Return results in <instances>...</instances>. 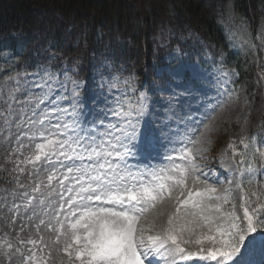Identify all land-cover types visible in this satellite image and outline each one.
Returning <instances> with one entry per match:
<instances>
[{
    "label": "snow or ice",
    "instance_id": "obj_1",
    "mask_svg": "<svg viewBox=\"0 0 264 264\" xmlns=\"http://www.w3.org/2000/svg\"><path fill=\"white\" fill-rule=\"evenodd\" d=\"M153 73V83L134 101L113 97L118 76L101 75L87 95L84 83L67 72L61 80L38 71L33 87L39 91L22 87L19 73L9 77L15 84L0 96V127L10 128L14 117L18 128L27 127L28 142L17 137V151L30 148L22 163L42 169L48 181L43 199L25 192L24 203L8 209L18 215L21 207L31 208L28 220L39 221V240H18L32 248L12 253L7 244L9 261L15 254L19 264H264V140L242 138L240 152L229 144L235 167L221 191L216 184L224 181L210 182L195 162L193 146L200 140L190 134V110L202 103L200 65L172 57ZM157 95L168 99L153 101ZM161 150L179 155H167V167L153 168ZM14 171L24 169L17 164ZM32 191L41 193L40 185ZM53 195L59 198L55 206ZM45 218L55 233L50 243L40 235ZM192 244L198 249L186 247Z\"/></svg>",
    "mask_w": 264,
    "mask_h": 264
},
{
    "label": "trees",
    "instance_id": "obj_2",
    "mask_svg": "<svg viewBox=\"0 0 264 264\" xmlns=\"http://www.w3.org/2000/svg\"><path fill=\"white\" fill-rule=\"evenodd\" d=\"M178 1L0 0V75L55 67L71 59L78 60L79 75H88L100 69L96 60L101 57L144 82L152 78V61L167 50L157 47L153 38L167 25L189 38L185 48L205 47L212 62L233 68L239 82L263 69L264 64L254 62L263 54L259 36H264V0ZM226 12L241 21L244 41L239 46L240 36L230 33L224 22ZM191 37H199L201 45L194 41L189 46ZM258 40L260 47H255ZM51 54L56 57L49 58Z\"/></svg>",
    "mask_w": 264,
    "mask_h": 264
},
{
    "label": "rangeland",
    "instance_id": "obj_3",
    "mask_svg": "<svg viewBox=\"0 0 264 264\" xmlns=\"http://www.w3.org/2000/svg\"><path fill=\"white\" fill-rule=\"evenodd\" d=\"M175 3H179L175 0ZM224 22L228 25L230 33H238V36L243 35L242 29L239 27L240 20L235 19L234 15L230 12H226L224 15ZM175 30L171 26H166L162 30L156 32L153 35L154 42L159 48H167V50L161 55L160 60L154 59L152 61V67L164 66L166 60L172 57H179L186 62H197L200 65V71L204 77L203 86L200 88V96L202 97V103L197 105L193 104L191 108L192 125L190 134L196 139L200 140L202 144V150L198 151L195 145L193 151L199 153L196 158V163L200 166V169L208 173L210 182L216 179L224 181V184H216V187L222 191L224 187H228L227 179L232 178V170L235 165L232 163V152L229 149V144H233L238 152L243 151V146L240 144L242 138H247L249 141L253 137L257 140H264V67L259 71L250 72V80L247 79L244 82H239L237 72L233 68L226 67L213 63L211 60L210 52L202 47L200 50L190 49L187 51L184 43L189 38H182L180 34L174 33ZM263 39V54L262 60L256 59L259 65L264 64V36H259ZM194 40L190 42L189 46H193L194 41L201 45L202 40L199 37H191ZM186 40V41H185ZM176 41V42H173ZM244 36L239 37L237 46L242 44ZM250 42L249 39H247ZM261 40L255 42V47H260ZM55 54L49 55V58L54 59ZM259 57V56H258ZM99 57L97 67L99 70H93L88 75H79L80 68L77 59H71L69 63L61 61L55 65V67L47 66L42 67L32 72L19 73L17 78L20 81L22 87H27L34 91H39L38 88H34L33 85L36 82V73L47 69L54 74L59 75L62 80L63 73L67 72L68 75L74 79L82 81L85 86V95L88 94L87 89L89 85L95 79H99L101 75L104 77H119V85L117 88L111 89L113 97L119 96L121 100L134 101L139 96L140 92L144 90L146 84H152L154 73L152 72V78L139 82L136 79V75L132 73L124 72L123 69H117L115 66L109 64L111 61L107 58ZM255 64V65H257ZM105 65L108 69H105ZM18 73L12 75H0V96L6 95L8 87L15 84V81L9 80L10 76H17ZM149 73H144V77H148ZM132 77L128 84L122 83L126 78ZM27 81L28 83H25ZM135 91H132V89ZM104 91L107 92L108 88L105 87ZM235 93V96L229 100V96ZM151 96V93H149ZM23 98V97H22ZM153 101H164L168 99L167 96H152ZM14 123L10 128L0 127V264H19L18 258L15 254H12V259L9 261L4 256V251H7V244L13 245L12 253L15 252L16 247L32 248V245L21 246L18 243L19 239L27 240L28 238L39 240L37 235L35 224L38 223V219L28 220V216L31 215V208L27 212L21 207L19 214L9 212V208L14 204H23L26 198L22 197V194L27 192L29 196H35L43 199L47 195L48 190L44 187L47 181V174L41 169L39 172H35L32 165H25L22 163L25 157L29 154L30 148L25 147L20 152L17 151V137H23L22 143H27V127H17ZM201 131V127H203ZM201 131V132H200ZM260 146L259 143L256 144ZM23 152V155H21ZM167 155L177 157L179 152H171L169 150H161L154 159L151 160L153 168L167 167L171 161L167 159ZM239 159V156L236 157ZM178 163L180 161H177ZM24 169L21 173L14 171L16 165ZM200 173H197L199 175ZM259 179V178H258ZM19 181V185L17 184ZM43 182V183H42ZM55 186L57 181L52 182ZM40 185L41 193L33 192L32 189ZM189 186L191 182L189 181ZM204 185H197V187H203ZM16 193L17 195H13ZM53 202V206L59 202V198L55 195L49 197ZM35 203V201H34ZM237 205L239 200L236 199ZM231 205H226L225 210L230 209ZM183 211V210H182ZM44 218V217H41ZM46 219V218H45ZM14 221V223H13ZM46 224L40 228V235L44 237L46 243L51 242V238L55 236L54 232L48 231ZM21 226H24V231H21ZM206 231V230H199ZM196 237H191L195 239ZM207 242L205 247H207ZM186 247L192 250H197L198 245L192 244ZM39 245H37V253L39 255ZM55 255V253H54ZM67 259V257H63ZM180 264H204L194 259L191 261H181ZM215 264V262H210Z\"/></svg>",
    "mask_w": 264,
    "mask_h": 264
},
{
    "label": "bare ground",
    "instance_id": "obj_4",
    "mask_svg": "<svg viewBox=\"0 0 264 264\" xmlns=\"http://www.w3.org/2000/svg\"><path fill=\"white\" fill-rule=\"evenodd\" d=\"M203 128H204V126L201 127V131L203 130ZM201 131H200V132H201ZM196 149H197L198 151H201V150H202V144L199 143V144L196 146ZM200 166H202V164H200ZM164 222H166V216L160 218V220L158 221V223H164Z\"/></svg>",
    "mask_w": 264,
    "mask_h": 264
}]
</instances>
